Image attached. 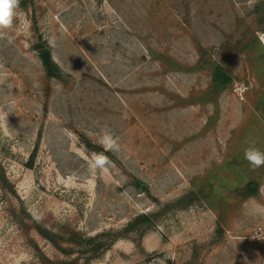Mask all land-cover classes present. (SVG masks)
Listing matches in <instances>:
<instances>
[{
  "label": "rangeland",
  "instance_id": "374dc122",
  "mask_svg": "<svg viewBox=\"0 0 264 264\" xmlns=\"http://www.w3.org/2000/svg\"><path fill=\"white\" fill-rule=\"evenodd\" d=\"M263 28L264 0H20L0 264H264V167L244 159L264 150ZM105 131L121 150L98 170Z\"/></svg>",
  "mask_w": 264,
  "mask_h": 264
},
{
  "label": "clouds",
  "instance_id": "9594fccd",
  "mask_svg": "<svg viewBox=\"0 0 264 264\" xmlns=\"http://www.w3.org/2000/svg\"><path fill=\"white\" fill-rule=\"evenodd\" d=\"M257 2L258 0H247L249 10ZM19 5L20 0H0V38L6 37L9 39V42H11V38L8 37L7 30L11 29L13 26ZM260 43L264 45V38L260 39ZM0 82H2V77H0ZM8 114L9 113L0 112V122L7 120ZM100 144L104 148V151L93 153L90 166L94 169L105 170L111 164L110 158L105 155V152H119L121 150V145L119 137L108 131H105L102 135ZM244 159L253 170L264 167V150L257 146L256 141H252L248 143V146L244 149Z\"/></svg>",
  "mask_w": 264,
  "mask_h": 264
},
{
  "label": "trees",
  "instance_id": "16d2710c",
  "mask_svg": "<svg viewBox=\"0 0 264 264\" xmlns=\"http://www.w3.org/2000/svg\"><path fill=\"white\" fill-rule=\"evenodd\" d=\"M39 54H40V58L44 64V66L46 67V71H47L48 75H51L52 74L51 68H52L53 62H52V58H51V54H50L49 49L47 47H41ZM220 77L222 78L223 76L220 75ZM252 192H254V190ZM35 220H37L36 225L39 228V230L43 231L44 229H46L45 227H42L43 224L41 223L40 220H38V219H35ZM43 232H46V231H43Z\"/></svg>",
  "mask_w": 264,
  "mask_h": 264
},
{
  "label": "built area",
  "instance_id": "2783aa9c",
  "mask_svg": "<svg viewBox=\"0 0 264 264\" xmlns=\"http://www.w3.org/2000/svg\"><path fill=\"white\" fill-rule=\"evenodd\" d=\"M234 92L243 99L246 91L248 90V86L246 84H235L233 88Z\"/></svg>",
  "mask_w": 264,
  "mask_h": 264
},
{
  "label": "bare ground",
  "instance_id": "6f19581e",
  "mask_svg": "<svg viewBox=\"0 0 264 264\" xmlns=\"http://www.w3.org/2000/svg\"><path fill=\"white\" fill-rule=\"evenodd\" d=\"M262 38H264V33L261 35Z\"/></svg>",
  "mask_w": 264,
  "mask_h": 264
}]
</instances>
